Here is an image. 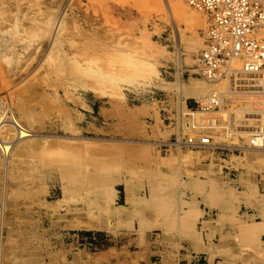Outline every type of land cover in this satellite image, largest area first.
Wrapping results in <instances>:
<instances>
[{"label":"rangeland","instance_id":"1","mask_svg":"<svg viewBox=\"0 0 264 264\" xmlns=\"http://www.w3.org/2000/svg\"><path fill=\"white\" fill-rule=\"evenodd\" d=\"M184 4L0 0V120L28 134L0 131V264H264V147L229 135L259 121L222 117L241 95L194 72ZM192 82L221 101L185 129Z\"/></svg>","mask_w":264,"mask_h":264},{"label":"built area","instance_id":"2","mask_svg":"<svg viewBox=\"0 0 264 264\" xmlns=\"http://www.w3.org/2000/svg\"><path fill=\"white\" fill-rule=\"evenodd\" d=\"M185 2L207 16L203 42L193 61L194 72L214 86L226 81L233 93L243 89L261 90L258 87L264 82V0ZM220 94L214 87L207 99L198 104V111L186 109L187 112H191V117L192 112H211L220 104ZM258 121L248 132L249 143L264 147V110L258 114ZM200 136L198 139L189 137L187 144L191 147L210 144L208 136Z\"/></svg>","mask_w":264,"mask_h":264},{"label":"bare ground","instance_id":"3","mask_svg":"<svg viewBox=\"0 0 264 264\" xmlns=\"http://www.w3.org/2000/svg\"><path fill=\"white\" fill-rule=\"evenodd\" d=\"M181 1H184V3H186L185 2V0H181ZM185 5V4H184ZM187 5V4H186ZM185 5V6H186ZM189 6V5H188ZM190 7V6H189ZM197 11V10H196ZM199 12V11H198ZM204 16V15H203ZM206 17V16H205ZM205 17H204V19H205ZM71 61V60H70ZM74 61V60H73ZM72 62V61H71ZM85 63V62H84ZM80 64V63H79ZM78 64V66H82V65H79ZM92 64H93V62H92ZM91 64V65H92ZM85 65V64H84ZM104 65V64H103ZM68 67V66H67ZM79 68V67H78ZM83 68V67H82ZM93 68V67H92ZM96 68V67H95ZM85 69V68H84ZM97 70V69H96ZM78 71H80L79 69H78ZM88 71H90V70H88ZM84 72H86V71H84ZM83 72V73H84ZM91 72V71H90ZM89 73V72H88ZM92 73V72H91ZM97 73V72H96ZM105 79V78H104ZM264 80V79H263ZM208 84H210V85H213V84H211V83H208ZM222 84V83H221ZM220 84V86H221V91H225V89L229 92L228 93V95H230V98L233 100V98H235L236 96H238V95H241V96H239V99H237L236 101L235 100H233L234 101V103H233V107H229L228 109H221V111L223 112V116L222 117H228V115H229V113L232 111L233 113H232V115H233V117H235V116H237V114H242L241 115V117H249V118H245L246 120H242V121H244V122H246V123H248V124H250L249 122H252V120L253 121H258V119L257 120H255V118L256 117H258V114L259 113H261L263 110H264V82H262V83H260L261 85H260V87H258V88H262L261 90H258V91H252V90H249V89H243V90H239V91H235L234 93H233V88H230L228 85H227V83L226 84H224V82H223V84L221 85ZM218 88V87H217ZM185 89H186V91H187V93L190 95V94H192V95H194L195 97H197V98H200L201 99V101L202 100H206L207 99V96L209 95V94H207L206 96L204 95L205 94V91H206V88L205 87H203V86H200L198 83H195V82H192V83H190V85H187L186 87H185ZM223 93V92H222ZM227 97H229V96H227ZM226 98V97H225ZM220 101H221V99H220ZM225 103H227V102H225ZM230 103H231V101H230ZM227 108V107H226ZM184 109V108H183ZM191 112H187V114H190ZM197 113V112H196ZM195 112H192V117H191V119H190V122H187V121H185V125L186 126H184L185 127V129H189V128H193V127H195V126H197V124H195V122H194V119L196 118V116L198 115V114H196ZM253 113H255L254 114V116H252L251 114H253ZM222 115V114H221ZM231 115V116H232ZM199 117H201V115L200 116H198V118ZM203 117V116H202ZM201 117V118H202ZM260 118V117H259ZM10 119H12V118H10ZM214 119V118H213ZM250 120V121H249ZM260 122V121H259ZM193 123V124H192ZM233 124V123H232ZM256 124H257V122H256ZM212 124H208V126L207 125H204V123H201V124H199L198 125V127H202L201 128V130L202 129H204V128H207V127H210ZM236 125V124H235ZM225 126V125H224ZM256 125H254L253 127H255ZM11 127H13L15 130H16V132H17V134H19L18 135V137H22L23 135H28L27 133H24V129L21 127V124H19L18 123V121H16L15 119H13V120H9V121H6V120H0V131H1V129H4L3 131L5 132V137L6 136H9L10 134H11ZM242 128H245V127H242ZM201 130H199V131H201ZM229 130V129H228ZM246 130V131H245ZM252 129L250 128V129H243V130H241V129H236V130H234L233 132H231L229 135L230 136H234V137H237L239 134H244V133H247L248 134V132H250ZM189 131V130H188ZM191 131V130H190ZM215 131H217V130H215ZM202 132V131H201ZM235 132V133H234ZM212 133V132H211ZM1 134H3V132L1 133ZM190 134H192V133H190ZM217 134H219V131H218V133ZM246 134V135H247ZM200 135H201V133H200ZM199 137H201V136H199ZM219 137V136H218ZM221 139V138H220ZM234 138H232V140H233ZM212 140V139H211ZM238 141V140H237ZM212 142V141H211ZM211 144V143H210ZM212 145V144H211ZM205 146V145H204ZM213 146H215V145H213ZM213 146H210V147H213ZM202 147H203V145H202ZM232 147V146H231ZM195 148H197V147H195ZM209 148V147H208ZM240 148V147H239ZM242 148V147H241ZM247 148V147H246ZM245 148V149H246ZM198 149V148H197ZM202 149V148H201ZM248 149V148H247ZM259 149V148H258ZM254 150V149H253ZM201 151V150H200ZM15 155V154H14ZM139 155V154H138ZM240 244V243H239Z\"/></svg>","mask_w":264,"mask_h":264}]
</instances>
